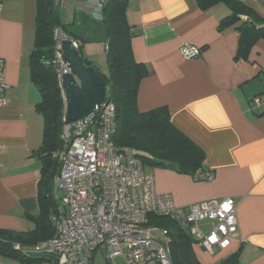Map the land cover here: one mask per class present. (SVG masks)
I'll return each mask as SVG.
<instances>
[{
  "label": "crops",
  "instance_id": "crops-1",
  "mask_svg": "<svg viewBox=\"0 0 264 264\" xmlns=\"http://www.w3.org/2000/svg\"><path fill=\"white\" fill-rule=\"evenodd\" d=\"M92 2L60 0L64 22L91 33ZM228 13L222 4L202 10L196 0H126L133 58L147 70L137 86V108L165 107L172 124L203 150V168L211 177L145 169L154 176L155 190L172 194L177 205L233 198L240 240L220 251L222 259L241 243V264H264V98L253 104L254 96L264 94V37L246 58L238 55L236 25L218 28ZM35 16L36 0H0V70L8 84L0 92L6 99L0 106V229L22 233L35 228L32 218L40 213L36 152L44 116L36 108L41 95L28 65ZM186 43L198 46L200 55L184 58L180 47ZM195 247L211 255L219 251L194 243V252ZM35 254L43 260L23 263L0 255V264H48L46 254Z\"/></svg>",
  "mask_w": 264,
  "mask_h": 264
},
{
  "label": "built area",
  "instance_id": "built-area-1",
  "mask_svg": "<svg viewBox=\"0 0 264 264\" xmlns=\"http://www.w3.org/2000/svg\"><path fill=\"white\" fill-rule=\"evenodd\" d=\"M105 2L93 0L87 10L91 19L102 20ZM52 38L49 62L64 102L61 144L54 152L58 161L53 178L57 206L51 215L55 234L35 244L33 252L51 255L57 264H92L96 251L109 264H118L117 258L124 264H172L168 229L151 223L150 216L172 220L210 253L240 240L233 198L177 205L172 194L155 190L154 176L139 158L151 156L113 144L115 106L110 100L104 98L76 120L67 119L62 76L70 70L62 59L61 42L78 44L61 26L53 28ZM180 52L188 59L199 56L201 49L186 43ZM7 88L0 70V92ZM263 98L264 94L254 96L253 104L259 105ZM4 104L0 95V106Z\"/></svg>",
  "mask_w": 264,
  "mask_h": 264
},
{
  "label": "trees",
  "instance_id": "trees-1",
  "mask_svg": "<svg viewBox=\"0 0 264 264\" xmlns=\"http://www.w3.org/2000/svg\"><path fill=\"white\" fill-rule=\"evenodd\" d=\"M196 1L202 10H208L218 4L228 8L229 13L220 19L218 28L221 30L236 25L240 33L238 55L246 58L257 39L264 37V15L261 16L243 1ZM59 5L60 0H36L34 47L29 55L28 64L31 79L41 95L36 108L44 116L43 141L36 152V156L41 161L38 180L40 213L32 218L35 228L25 233L0 229V255L18 259L23 263L42 261V258L36 257L37 252L26 256L23 255L22 250L27 248L31 252L33 251L31 247L40 241L52 238L55 234L51 215L57 206L53 178L57 173L58 161L54 157V152L61 144V115L64 102L54 67L49 62L54 50L53 28L61 26L71 34L78 44L83 63L92 65V62L84 56L82 49L84 42L88 39L69 28L70 24L65 23L61 16ZM125 8L126 0H106L102 12L103 18L95 25L104 41L108 64V73L99 72V76L109 88L105 96L106 100H110L115 106L113 144L118 148L129 147L151 156V158L139 156L144 166L166 167L178 173L194 176L199 170L200 175L196 179L200 176H203L204 180L210 179V174L203 168L205 160L203 150L172 124L169 111L165 107L145 112L137 108V86L147 70L143 64L136 62L133 58L131 49L133 33L126 20ZM242 16L247 19H243ZM250 21L255 24V27L249 23ZM149 219L151 223L168 229V246L172 264H201L193 249L194 240L188 233L168 218L150 216ZM17 244L19 248H15ZM240 247L241 243L235 252L216 264H241ZM44 259L48 264H57L51 255L45 256Z\"/></svg>",
  "mask_w": 264,
  "mask_h": 264
},
{
  "label": "water",
  "instance_id": "water-1",
  "mask_svg": "<svg viewBox=\"0 0 264 264\" xmlns=\"http://www.w3.org/2000/svg\"><path fill=\"white\" fill-rule=\"evenodd\" d=\"M250 24L255 27L253 22ZM61 48L62 59L70 70L62 76L66 116L68 120L73 121L101 104L109 88L101 81L97 65L83 63L77 46L69 40H64L61 42Z\"/></svg>",
  "mask_w": 264,
  "mask_h": 264
},
{
  "label": "rangeland",
  "instance_id": "rangeland-1",
  "mask_svg": "<svg viewBox=\"0 0 264 264\" xmlns=\"http://www.w3.org/2000/svg\"><path fill=\"white\" fill-rule=\"evenodd\" d=\"M244 3L251 6L258 14L261 16L264 15V0H241ZM65 19V18H64ZM68 19H66L67 21ZM91 24V27L94 29L91 33L90 32H82L81 28H74L73 26L69 27L72 31L79 33L81 36L87 38L88 40L84 42L83 44V54L88 56V61L92 62V64H95L98 66L99 72L101 74H107L108 73V64L106 60V51L104 47V41L102 40V37L98 34L99 30L96 29L95 25L98 23L97 21H89ZM69 23V22H68ZM96 37H93V36ZM99 35V36H97ZM97 38V39H95ZM89 45V46H87ZM85 46L87 48L86 51H84ZM89 49V50H88ZM58 194L63 195L62 189H58ZM195 254L198 259V261L201 264H216L220 259L223 258V252L216 251L214 255H211L205 251H203L200 247H195ZM116 262L118 264H123V262L120 259H116ZM93 264H106V261L104 260V257L102 256L100 251H96L93 259Z\"/></svg>",
  "mask_w": 264,
  "mask_h": 264
}]
</instances>
